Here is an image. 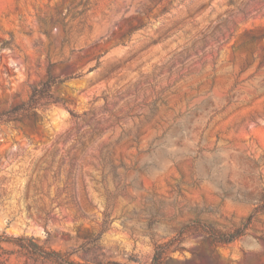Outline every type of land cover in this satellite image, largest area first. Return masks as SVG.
I'll return each instance as SVG.
<instances>
[{"label": "rangeland", "instance_id": "rangeland-1", "mask_svg": "<svg viewBox=\"0 0 264 264\" xmlns=\"http://www.w3.org/2000/svg\"><path fill=\"white\" fill-rule=\"evenodd\" d=\"M49 77L61 102L0 123V233L79 261L264 264V0H0V113Z\"/></svg>", "mask_w": 264, "mask_h": 264}, {"label": "trees", "instance_id": "trees-1", "mask_svg": "<svg viewBox=\"0 0 264 264\" xmlns=\"http://www.w3.org/2000/svg\"><path fill=\"white\" fill-rule=\"evenodd\" d=\"M9 42H4L2 46H7ZM62 80L49 77L46 81L40 83L36 86L28 98L27 101L16 105L8 110H5L0 113V123H11L16 121H21L24 118L32 117L37 120L40 115V110L48 103L57 104L60 99L56 98L53 94V86ZM242 230L238 229L231 234V237L227 239L228 242L242 234ZM5 243H10L17 245L21 248L33 251L44 259L52 261H61V264H130L123 263L116 260H107V261H79L74 260L62 251L52 249L44 246L43 244L36 241L34 238L25 237V236H9L5 233H0V249ZM170 245L167 244H158L155 249L154 256L150 262H139L138 264H165V259L168 251L170 250Z\"/></svg>", "mask_w": 264, "mask_h": 264}]
</instances>
